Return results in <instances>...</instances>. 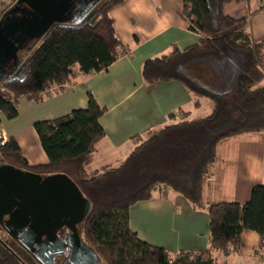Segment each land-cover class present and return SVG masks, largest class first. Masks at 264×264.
I'll list each match as a JSON object with an SVG mask.
<instances>
[{
  "label": "trees",
  "instance_id": "16d2710c",
  "mask_svg": "<svg viewBox=\"0 0 264 264\" xmlns=\"http://www.w3.org/2000/svg\"><path fill=\"white\" fill-rule=\"evenodd\" d=\"M124 0H104L95 7L94 22L54 24L19 68L0 85V123L18 114V98L42 101L76 73L107 71L128 53L117 34L110 10ZM233 0H183V16L202 36L184 48L146 59L141 77L146 84L178 81L196 97L208 98L210 113L153 129L142 136L118 165L88 167L105 130L100 117L107 110L91 93L84 108L33 126L48 162L28 164L13 137L3 141L0 162L41 175L63 173L90 202L78 224L82 240L100 264H226L240 248L244 230L255 231L264 242V184L252 187L244 203L207 204L205 187L212 176L217 144L242 133L264 135V36L249 39L246 18L224 13ZM248 4L249 13L260 7ZM173 115V114H172ZM168 189L208 215V245L200 251L168 252L138 237L129 225V209ZM218 254V256H217ZM0 264H39L17 240L0 238Z\"/></svg>",
  "mask_w": 264,
  "mask_h": 264
},
{
  "label": "crops",
  "instance_id": "0c3cea01",
  "mask_svg": "<svg viewBox=\"0 0 264 264\" xmlns=\"http://www.w3.org/2000/svg\"><path fill=\"white\" fill-rule=\"evenodd\" d=\"M252 6L260 10L250 14L245 1L233 0L225 4L224 13L235 19L246 18L244 31L255 42L264 36V0H253ZM182 9L183 0H124L114 6L110 15L128 53L107 71L76 73L57 90L60 98L50 97L45 102V97L35 102L20 96L17 116L0 123L3 141L13 137L28 164L47 163L34 122L51 119L47 114L49 107H53V113L60 108L58 116L84 108L88 93L107 108L100 117L106 134L98 143L95 155L100 152L108 155L111 149L118 148L131 152L138 136L185 119L193 106L200 105L199 97L178 81L146 84L140 72L146 59L166 54L175 47L184 48L202 36L191 28ZM260 61L264 67V52ZM259 86L264 87V80ZM261 184H264V135L242 133L221 140L216 147L213 174L206 182V203H244L252 187ZM129 225L140 239L162 246L170 253L200 251L208 245L206 210L194 208L168 189L164 193L157 190L150 199L132 205ZM226 264H264V242L255 231L242 232L240 248L228 256Z\"/></svg>",
  "mask_w": 264,
  "mask_h": 264
},
{
  "label": "water",
  "instance_id": "95a60500",
  "mask_svg": "<svg viewBox=\"0 0 264 264\" xmlns=\"http://www.w3.org/2000/svg\"><path fill=\"white\" fill-rule=\"evenodd\" d=\"M98 1L16 0L0 16V84L21 65L19 50L54 24L80 22ZM89 209L67 175H41L0 162V222L40 264H54L57 243L60 250L67 248L69 264H100L77 228ZM62 227L70 232L59 238L56 231Z\"/></svg>",
  "mask_w": 264,
  "mask_h": 264
},
{
  "label": "rangeland",
  "instance_id": "374dc122",
  "mask_svg": "<svg viewBox=\"0 0 264 264\" xmlns=\"http://www.w3.org/2000/svg\"><path fill=\"white\" fill-rule=\"evenodd\" d=\"M102 1H104V0H99L98 4ZM14 2H15V0H0V15L2 13H4L5 11H7L9 8H11L10 6ZM95 7L84 17L83 21L94 22L96 20L97 17L94 15ZM45 35H43L42 37H39L37 39L32 40L31 43L29 44L28 49L24 50L23 52H19L20 54L18 53L20 60H21V63L29 56L31 51L39 44V42H41L43 40ZM66 91L72 92L73 90L67 89ZM50 97L60 98V91L49 92L46 95V98L44 101L46 102ZM44 101L42 103H45ZM199 102H200V105L193 106L190 113H188V115L185 117V119L203 117V116L210 113V110H211L210 100L208 98L201 97V98H199ZM47 114L52 116V117H48V118L58 117V114H60V108H57L56 113H53V107H49ZM129 150H131V149H129ZM110 151H111V153L108 155L103 154L102 152H100L99 154H96L95 159L93 160V162L90 164V166L88 168L89 169H95V168L100 167L102 164H110V165L116 166L124 158H126L130 152V151L126 152L124 150V148L111 149ZM0 238L2 240L6 241L7 243H10L13 240L12 237L6 233L5 229L1 228V225H0Z\"/></svg>",
  "mask_w": 264,
  "mask_h": 264
},
{
  "label": "flooded vegetation",
  "instance_id": "af4514ba",
  "mask_svg": "<svg viewBox=\"0 0 264 264\" xmlns=\"http://www.w3.org/2000/svg\"><path fill=\"white\" fill-rule=\"evenodd\" d=\"M16 1V0H15ZM99 2V1H98ZM15 3V2H14ZM14 3L10 6V7H13L14 6ZM98 4V3H97ZM96 4V5H97ZM95 5V6H96ZM21 6H23V5H21ZM94 6V7H95ZM93 7V8H94ZM92 8V9H93ZM91 9V10H92ZM18 10V9H17ZM90 10V11H91ZM89 11V12H90ZM88 12V13H89ZM1 16V15H0ZM74 19L75 18H72L71 20H73L74 21ZM31 42H29L28 43V46H29V44H30ZM24 50H26V49H21V50H19L18 51V53L19 52H23ZM20 54V53H19ZM9 63H11V62H9ZM59 223H60V220H59ZM0 225H1V228L3 229L4 227H3V223L2 222H0ZM77 228H78V225H77ZM5 231H6V233L9 235V236H11L12 237V235L5 229ZM70 231H67L66 230V228L65 227H62L61 229H59V230H57L56 231V235L59 237V238H62L63 237V234H66V233H69ZM43 238H44V236H43ZM12 239H15L14 237H12ZM16 240V239H15ZM18 242V241H17ZM57 249H58V253H54L53 254V262H54V264H69V258H68V254L66 253V250H67V248H65V249H63V250H60L61 249V244H58L57 243ZM46 255V254H45ZM46 257V256H45ZM35 259V258H34ZM36 260V259H35ZM37 261V260H36ZM38 262V261H37ZM39 263V262H38ZM40 264V263H39Z\"/></svg>",
  "mask_w": 264,
  "mask_h": 264
},
{
  "label": "built area",
  "instance_id": "2783aa9c",
  "mask_svg": "<svg viewBox=\"0 0 264 264\" xmlns=\"http://www.w3.org/2000/svg\"><path fill=\"white\" fill-rule=\"evenodd\" d=\"M0 95L6 97L8 99L11 97V95L6 90H4V88H2L1 85H0Z\"/></svg>",
  "mask_w": 264,
  "mask_h": 264
}]
</instances>
